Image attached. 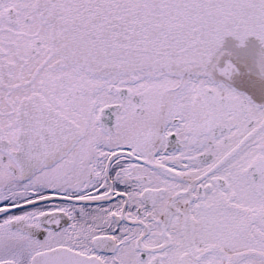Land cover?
Returning <instances> with one entry per match:
<instances>
[{"label": "snow or ice", "instance_id": "6c2138e0", "mask_svg": "<svg viewBox=\"0 0 264 264\" xmlns=\"http://www.w3.org/2000/svg\"><path fill=\"white\" fill-rule=\"evenodd\" d=\"M0 264H264V0H0Z\"/></svg>", "mask_w": 264, "mask_h": 264}]
</instances>
